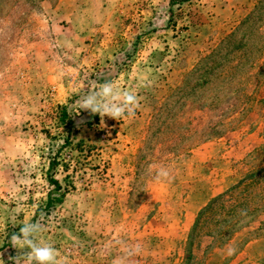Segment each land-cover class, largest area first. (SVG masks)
I'll return each instance as SVG.
<instances>
[{"label":"rangeland","instance_id":"1","mask_svg":"<svg viewBox=\"0 0 264 264\" xmlns=\"http://www.w3.org/2000/svg\"><path fill=\"white\" fill-rule=\"evenodd\" d=\"M108 82L135 115L77 114ZM50 175L65 194L39 210ZM28 222L62 264H227L264 240V0H0V264Z\"/></svg>","mask_w":264,"mask_h":264},{"label":"clouds","instance_id":"2","mask_svg":"<svg viewBox=\"0 0 264 264\" xmlns=\"http://www.w3.org/2000/svg\"><path fill=\"white\" fill-rule=\"evenodd\" d=\"M140 106L138 95L129 90H123L112 82L105 83L99 89L83 96L78 102V112L89 111L91 114H99L101 119L105 116L120 120L124 117H132ZM157 181L171 182L174 176L171 170L161 166L155 169ZM243 214V213H242ZM44 228L39 223H24L19 233L11 235V245L23 251L15 257V264H21V258L26 257L30 264H62L58 259L59 253L55 246L45 242L41 233ZM138 250V248H137ZM234 246L226 250L228 256L236 253Z\"/></svg>","mask_w":264,"mask_h":264},{"label":"crops","instance_id":"3","mask_svg":"<svg viewBox=\"0 0 264 264\" xmlns=\"http://www.w3.org/2000/svg\"><path fill=\"white\" fill-rule=\"evenodd\" d=\"M97 40L99 38H96ZM104 41V38L102 39V42ZM44 53V52H43ZM43 70L45 72V74L43 75V77L45 76L46 78L43 79V84H46L48 81L53 80V76L55 75L54 78H57V74L58 73H62V68L61 66H58L57 63H55V65L53 64H48L45 63L43 66ZM57 85V83H56ZM232 240V239H231ZM234 240V239H233ZM232 240V241H233ZM231 246L235 245V242H231ZM222 251V249H218V253H220ZM237 253V251H236ZM231 257V259L228 261L227 264H264V240H260V239H249L247 240V242L244 244L243 248L238 251V253ZM244 255L246 258H242L240 260H238V258Z\"/></svg>","mask_w":264,"mask_h":264},{"label":"trees","instance_id":"4","mask_svg":"<svg viewBox=\"0 0 264 264\" xmlns=\"http://www.w3.org/2000/svg\"><path fill=\"white\" fill-rule=\"evenodd\" d=\"M66 116V112L63 111V119H65ZM49 184L53 187L49 193L47 194V198L45 201H43L40 205L39 210H43L47 209L49 210L52 206H54L57 203L62 202L64 194H65V190H63V187L61 185V183L53 177V175L49 176ZM22 227L19 226L18 228L20 229Z\"/></svg>","mask_w":264,"mask_h":264}]
</instances>
